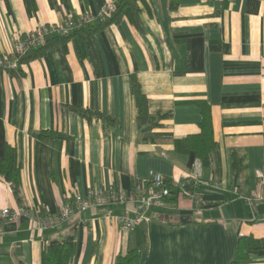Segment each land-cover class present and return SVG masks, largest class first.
Wrapping results in <instances>:
<instances>
[{"label": "crops", "instance_id": "1", "mask_svg": "<svg viewBox=\"0 0 264 264\" xmlns=\"http://www.w3.org/2000/svg\"><path fill=\"white\" fill-rule=\"evenodd\" d=\"M110 0H0V53L39 25L98 15ZM129 18L92 36L97 63L76 38L0 67V156L21 163L22 203L0 175V264H43L53 239L76 232L69 264H115L136 249L139 264H231L240 236L261 240L241 264H264V0H138ZM159 126L141 130L131 77ZM210 105L213 161L202 165L185 137L198 133L197 101ZM75 108L91 111V118ZM99 113V114H97ZM53 130L64 137L40 138ZM200 162L198 196L148 208L140 201L93 206L58 227L32 230L20 204L56 212L74 193L146 185L150 171L179 190ZM258 170L262 172L259 175ZM117 215L143 219L125 228Z\"/></svg>", "mask_w": 264, "mask_h": 264}, {"label": "trees", "instance_id": "2", "mask_svg": "<svg viewBox=\"0 0 264 264\" xmlns=\"http://www.w3.org/2000/svg\"><path fill=\"white\" fill-rule=\"evenodd\" d=\"M115 8L108 15L100 16L94 20H84L72 28L67 33H52L45 37L42 44L30 47L21 55L22 61H29L43 55L50 48L65 44L68 40L76 38L79 49L83 57L89 59L94 64L97 63V54L92 43V36L105 29L110 24L127 17L135 25L139 26V6L138 0H115ZM79 17L74 18L77 21ZM131 91L135 98L139 110V128L141 130L150 129L161 124L164 115H152L148 110V98L143 93L137 79L131 77ZM201 108L202 118L199 122V132L185 137V142L191 148L202 165H208L213 161L216 142L213 138V124L210 105L203 100L197 101ZM81 115L91 118V111L84 108H75ZM99 114V113H97ZM40 138L64 137L63 133L45 130L37 133ZM21 163L18 159L17 150L14 146L6 143L4 145V155L0 156V175L4 176L11 184L13 193L19 203H22V177ZM165 185L170 188L171 194L165 201L175 204L180 196V191L175 189L171 181L165 179ZM188 187L193 190L200 188L199 181L191 180ZM22 205V204H20ZM24 206V205H22ZM154 208V207H152ZM261 246V240L252 236H240L238 241L237 254L231 264H241L250 259L247 249H255ZM76 251V232L61 238L53 239L47 243L42 252L43 264H69ZM142 258L136 249L130 250L124 255H118L115 264H139ZM15 264H26L17 262Z\"/></svg>", "mask_w": 264, "mask_h": 264}, {"label": "built area", "instance_id": "3", "mask_svg": "<svg viewBox=\"0 0 264 264\" xmlns=\"http://www.w3.org/2000/svg\"><path fill=\"white\" fill-rule=\"evenodd\" d=\"M115 0L102 9L98 15H81L77 21L70 20L62 27L56 25H39L34 30L23 35L15 41L10 56L0 53V67L5 70H16L21 65V55L30 47L42 44L45 37L54 33H67L74 28L77 23L84 20H94L100 16L108 15L115 8ZM259 175L262 172L258 170ZM200 175V162H197L193 168L191 175L188 177L186 184L179 187L180 194L189 196L192 199L198 196V192L188 187L191 180L198 181ZM165 177L158 172L150 171L149 181L146 185H136L131 189H123L119 187L103 188L98 190H89L86 194L74 193L70 201L63 204L56 212H47L45 210H35L25 206H18L10 209L8 207L2 210V214L12 221H19L22 216L30 220L32 230L44 231L45 229L58 227L70 220L71 218L83 213L93 206L112 205L116 202L140 201L148 208L154 206H163L166 204V197L170 196L171 190L165 185ZM177 189V186H174ZM178 190V189H177ZM248 202L252 203L256 200L264 199L257 193L244 197ZM143 215L129 217L127 215H117L116 220L125 228H132L137 222L143 219Z\"/></svg>", "mask_w": 264, "mask_h": 264}]
</instances>
